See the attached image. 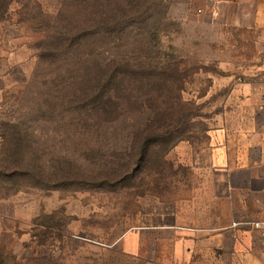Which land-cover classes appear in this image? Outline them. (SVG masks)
Returning a JSON list of instances; mask_svg holds the SVG:
<instances>
[{"label":"rangeland","instance_id":"374dc122","mask_svg":"<svg viewBox=\"0 0 264 264\" xmlns=\"http://www.w3.org/2000/svg\"><path fill=\"white\" fill-rule=\"evenodd\" d=\"M3 1L0 264H145L129 231L195 196L211 133L245 112L225 70L253 46L186 24L177 0H66L64 18L63 0ZM63 25L83 31L70 46ZM111 75L121 115L90 117Z\"/></svg>","mask_w":264,"mask_h":264},{"label":"crops","instance_id":"0c3cea01","mask_svg":"<svg viewBox=\"0 0 264 264\" xmlns=\"http://www.w3.org/2000/svg\"><path fill=\"white\" fill-rule=\"evenodd\" d=\"M177 4L186 24L225 33L227 45L253 46L241 67L224 74L237 98L229 104L245 112L211 133L195 196L172 211L148 214L147 223L129 231L133 251L144 240L154 252L145 264H264L261 233L233 225L264 216V0Z\"/></svg>","mask_w":264,"mask_h":264},{"label":"trees","instance_id":"16d2710c","mask_svg":"<svg viewBox=\"0 0 264 264\" xmlns=\"http://www.w3.org/2000/svg\"><path fill=\"white\" fill-rule=\"evenodd\" d=\"M63 1L64 2L61 5L59 15L64 18L67 5L66 0ZM3 2V0H0V3ZM82 34L83 31L73 33L72 29H70L68 25H63L57 30L58 40L61 41L60 44L63 46H70V44H73L74 42L72 40L80 38ZM110 79L111 80L109 82L100 83L96 88H93L87 92V96L84 98V100L87 104L88 114L90 117H98L107 120L118 118L121 115V108L117 102L119 92L115 87L118 77L111 75ZM156 110L160 112L162 108H156ZM174 110V108H171L170 113H172ZM163 126H165V124Z\"/></svg>","mask_w":264,"mask_h":264},{"label":"built area","instance_id":"2783aa9c","mask_svg":"<svg viewBox=\"0 0 264 264\" xmlns=\"http://www.w3.org/2000/svg\"><path fill=\"white\" fill-rule=\"evenodd\" d=\"M4 140L3 134L0 131V150H1V145ZM240 224L251 226L252 228L258 230L261 233L262 236V241L264 244V216L260 219L257 220H252V221H243V222H234V226H238Z\"/></svg>","mask_w":264,"mask_h":264}]
</instances>
